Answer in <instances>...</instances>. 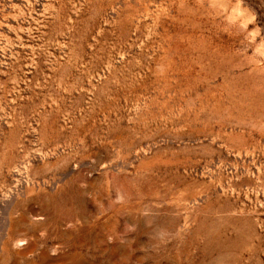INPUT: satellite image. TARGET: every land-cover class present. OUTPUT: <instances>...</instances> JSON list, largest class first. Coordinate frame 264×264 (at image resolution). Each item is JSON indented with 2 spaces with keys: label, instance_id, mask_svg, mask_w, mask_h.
<instances>
[{
  "label": "rangeland",
  "instance_id": "obj_1",
  "mask_svg": "<svg viewBox=\"0 0 264 264\" xmlns=\"http://www.w3.org/2000/svg\"><path fill=\"white\" fill-rule=\"evenodd\" d=\"M0 264H264V0H0Z\"/></svg>",
  "mask_w": 264,
  "mask_h": 264
}]
</instances>
